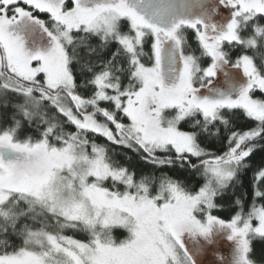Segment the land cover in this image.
Here are the masks:
<instances>
[{"label":"snow or ice","instance_id":"6c2138e0","mask_svg":"<svg viewBox=\"0 0 264 264\" xmlns=\"http://www.w3.org/2000/svg\"><path fill=\"white\" fill-rule=\"evenodd\" d=\"M262 153L264 0H0V264H257Z\"/></svg>","mask_w":264,"mask_h":264},{"label":"trees","instance_id":"16d2710c","mask_svg":"<svg viewBox=\"0 0 264 264\" xmlns=\"http://www.w3.org/2000/svg\"><path fill=\"white\" fill-rule=\"evenodd\" d=\"M42 19L44 20H48V17L46 15H42L41 16ZM150 48V45L148 47H146V51H148ZM206 66V64H205ZM257 96H259L260 94L257 93ZM246 127H254L255 126V122L254 121H247L245 123ZM181 127L185 130L188 129V125L187 124H182ZM20 138L23 139L25 137H33L34 136V132L28 128L27 126L24 128L23 131L20 132L19 134ZM96 143L100 144V145H105L107 146V148L109 149V154L110 155H114V158L117 160H121L123 159V153L125 151L128 152V156L133 158V163H134V167L135 170L141 173H150L152 171V168L150 166H146L143 161H140L138 157H136L134 155V153H132L131 151H128L127 149L124 148H120L116 145H112L109 144L104 138L102 137H98L96 138ZM218 147V145H214L213 147H211L209 150L210 151H215L216 148ZM260 155H264V153L262 154H258L257 155V160L260 158ZM251 176L252 173L248 172L245 174V176L243 177L244 180V187L240 188V187H236L234 189L235 191V195H232L231 193L233 192V189H229V194L225 195L223 200H218L217 203L218 205H222L223 207L219 208L218 210H215L213 212L214 215H217L219 218H223L226 221L231 219V217L235 214V212L237 211V208L234 205V201L237 197H240L241 199H243L244 201V210L247 211L252 202H253V189L251 186ZM110 183V182H108ZM190 186H192L193 188H197L199 186H201L204 183V180L202 177H200L199 175L193 173L192 174V178L187 182ZM105 186H108V184H106ZM121 190H123L122 186H121ZM258 204L260 203H264V200H257L256 201ZM256 221H253V223H255ZM65 235H70L73 236L76 239H80L82 241L87 242L88 240V235L84 232H74L72 230H65L64 232ZM128 236V233L125 229H117L113 232V237L114 239H116L117 241L119 240H123L126 239ZM15 244L17 246H20L21 241L19 238H15ZM252 247H253V254H252V258L258 263V264H264V240H261L259 238L253 240L252 242Z\"/></svg>","mask_w":264,"mask_h":264},{"label":"rangeland","instance_id":"374dc122","mask_svg":"<svg viewBox=\"0 0 264 264\" xmlns=\"http://www.w3.org/2000/svg\"><path fill=\"white\" fill-rule=\"evenodd\" d=\"M257 222L253 223L256 224ZM64 234V233H63ZM219 243L217 245V248L219 250V252L223 255H227L228 252L230 251V242L226 241V239L222 238V237H218ZM85 242V241H84ZM208 259L209 257H205L203 264H208ZM258 264V263H257ZM261 264V263H260Z\"/></svg>","mask_w":264,"mask_h":264}]
</instances>
